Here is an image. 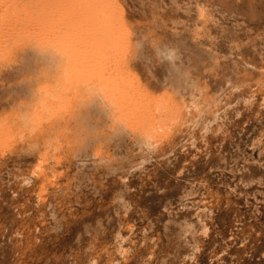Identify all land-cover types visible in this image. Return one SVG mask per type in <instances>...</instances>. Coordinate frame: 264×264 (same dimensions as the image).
Wrapping results in <instances>:
<instances>
[{
    "label": "rangeland",
    "instance_id": "1",
    "mask_svg": "<svg viewBox=\"0 0 264 264\" xmlns=\"http://www.w3.org/2000/svg\"><path fill=\"white\" fill-rule=\"evenodd\" d=\"M99 8L127 123L169 107L158 141L112 132L71 82L16 124L51 75L32 41L65 35L96 71ZM0 264H264V0H0Z\"/></svg>",
    "mask_w": 264,
    "mask_h": 264
},
{
    "label": "bare ground",
    "instance_id": "2",
    "mask_svg": "<svg viewBox=\"0 0 264 264\" xmlns=\"http://www.w3.org/2000/svg\"><path fill=\"white\" fill-rule=\"evenodd\" d=\"M69 16H71V14ZM64 18L63 20H65ZM69 18L71 19L72 17ZM89 18L92 19L93 26L96 27L93 34L94 33L98 34V37L95 38L93 42L94 53L92 56V58L95 57L96 59L95 62L96 71H92L91 73L84 75H80V73L79 74L77 73V71L79 72L80 62L78 60V56L76 55V50L74 51L73 49H71L74 46L73 41H71L73 44V46H71V44L67 42L65 35L64 36L60 34L52 35V36L48 35L49 36L48 38L46 37L40 39L38 43L32 41L35 43L33 46L35 50L41 54V56L44 58L46 63H48V65L50 66L49 71L51 72V75L48 76L49 78L47 83H44L45 85L39 88H32V90L30 91L31 93H29L30 94L29 101L27 102L26 100L27 103L26 106L23 104V106L25 107L19 109V111H17V114L15 113L17 126L20 128L28 127L32 122V120L35 118V116L38 114V112L40 113L44 109H47L46 107L50 106V104L56 102L59 99L62 92L64 91L65 86L69 82H71L72 84L74 83L76 85L75 91L77 88V93L75 96H77L78 99H80L81 101L85 99V104L87 100L96 104L99 103L101 105V106L99 105V108L101 107V113L106 115V117L108 118L111 124L110 128L112 129L111 130L112 132H122V131L123 132L125 131L127 133L129 132L132 135H135V137L136 136L139 137L140 141L142 139L143 142L145 141L155 142L160 140V137L167 132L166 129L167 127H169V125L166 128L164 126L163 127L154 126L152 121L156 112H159L158 110L160 111L163 110L164 107L166 109L167 108L169 109V107H167L168 105L166 106L165 103L164 106L161 103L156 102L154 105L152 104L151 106L153 107L152 108L153 112L151 111L152 115H150L149 118L145 119L144 121L136 125L127 123L128 121L122 115V111L123 109H126L127 106H130V101H128L129 99L128 96H130L131 93H128L129 92V85H128L129 82L127 81L128 75L126 74L125 71L123 72L120 71L119 67L113 68V65L115 66L117 65V62L119 63V61L118 60L116 61L115 58L117 57L115 52L120 47L119 40L121 39L118 37V35L120 36V33L118 34L117 32L118 27L116 28L113 23L114 20H111L110 10L108 13L107 10H103L102 8L96 9V11L92 13L89 16ZM74 22L75 20L73 21V23ZM117 45L119 47H117ZM103 63L113 68L110 74L106 75L100 73L99 65ZM135 88L138 90L137 87ZM170 104L171 102L169 103V106ZM150 139H154V141H151Z\"/></svg>",
    "mask_w": 264,
    "mask_h": 264
}]
</instances>
